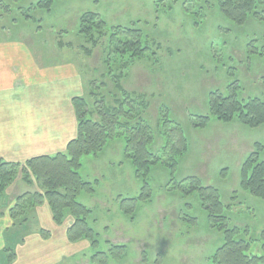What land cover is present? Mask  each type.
<instances>
[{
    "label": "rangeland",
    "instance_id": "1",
    "mask_svg": "<svg viewBox=\"0 0 264 264\" xmlns=\"http://www.w3.org/2000/svg\"><path fill=\"white\" fill-rule=\"evenodd\" d=\"M38 1L0 0L4 4L0 5V38L19 39L30 48L33 59L48 65L76 68L80 85L75 95L88 102H93V88L113 105L119 97L116 78L121 75L126 92L147 98L146 120L155 139L152 151L164 166L154 167L148 177L151 199L133 204L129 200L140 196L142 181L125 157L121 140L111 142L99 157L84 159L82 176L95 191L79 200L93 211L90 224L99 238L97 248L87 240L56 243L57 233L50 224L40 228L36 212L29 230L14 226L9 212L16 199L37 192L19 175L5 195L0 194V264L6 248L16 251L14 264H206L220 246L221 236L208 228L195 199L182 198L190 177L218 188L229 205L230 228H246L249 238H256L264 227V200L241 190L240 183L247 156L256 143L264 142V126L250 128L238 121L212 119L200 128L197 116H210L206 103L211 91L228 95L229 86L237 82L243 99L264 97V5L257 18L242 26L224 18L215 0H61L51 12L31 9L34 18L27 20L26 11ZM8 5L13 12L7 11ZM86 12L100 15L108 27H141L149 37L145 44L149 50L137 60L109 56V32L95 33L92 41L78 35ZM60 41L72 47L61 48ZM162 108L169 112L171 141L179 139L174 123L183 127L188 141L176 180L165 164L172 163L173 154L170 149L169 155L164 154V131L157 127ZM73 223L68 215L65 227ZM40 230L51 236L44 239ZM26 236L28 244L23 247ZM39 236L43 243L50 242H33ZM117 246L126 247L124 253L111 251ZM100 252L104 258L93 262Z\"/></svg>",
    "mask_w": 264,
    "mask_h": 264
},
{
    "label": "trees",
    "instance_id": "2",
    "mask_svg": "<svg viewBox=\"0 0 264 264\" xmlns=\"http://www.w3.org/2000/svg\"><path fill=\"white\" fill-rule=\"evenodd\" d=\"M26 1L29 0H6L7 3L13 4H24ZM59 1L61 0H39L32 4L26 11L27 20L34 18L29 14L31 9L51 12ZM0 5L4 6L3 2H0ZM215 5L224 18L242 26L250 18L259 16L264 0H215ZM7 11L13 12L9 5ZM104 30L109 32V56L117 54L123 58L129 56L130 60H137L142 59L149 50V47L145 46L149 37H146L141 27H108L98 14L86 12L82 15L78 35L92 41L95 33ZM59 47H72V44L60 41ZM121 80V75L116 78L115 87L119 97L114 98L113 105H109L106 97L93 88L90 94L93 102L81 97L73 98L78 119V134L69 143L66 152L55 156L36 157L25 164L0 160L1 195H5L19 175L23 176L28 186L37 190L16 199L9 212L14 226L20 225L25 231L29 230L31 215L39 206L48 203L56 225L62 226L68 215L73 217L74 223L67 230L70 243L87 240L92 248H97L99 238L90 224L93 211L80 201L84 193H93L95 190L81 172L84 159L99 157L115 140L124 143V155L131 161L136 176L142 181L140 196L129 201L137 204L151 199L152 189L148 177L154 167L164 166V163L162 158L152 151L155 143L154 133L145 114L149 103L143 95L126 92L120 84ZM228 93H209L206 107L210 116H197L200 128H206L212 119L225 123L238 121L250 128L264 126V97L243 99L238 82L229 86ZM167 116L169 117L168 110L162 108L157 127L158 130L164 131L161 133L165 141L164 154L169 155L168 149L173 154L172 163L165 164L170 168L171 179L176 180L179 161L188 152V141L183 127L176 123L173 127L176 133H179V139L177 143L171 141L168 134V124H171V121ZM186 182L189 186L187 189L182 188V198L195 199L201 214L208 221V228L216 230L221 236L220 246L208 258L206 264H264V227L256 238H249V230L246 228H230L227 214L229 205L223 202L221 191L214 186L205 185L197 177H190ZM240 187L252 196L264 200V142L256 143L254 151L247 156L242 168ZM40 231L44 239L51 236L50 232ZM125 250L126 247L117 246L111 251L121 255ZM97 257L103 259L104 255L97 253L92 261ZM16 259L17 253L12 248H6L1 255L2 264H14Z\"/></svg>",
    "mask_w": 264,
    "mask_h": 264
},
{
    "label": "crops",
    "instance_id": "3",
    "mask_svg": "<svg viewBox=\"0 0 264 264\" xmlns=\"http://www.w3.org/2000/svg\"><path fill=\"white\" fill-rule=\"evenodd\" d=\"M78 85L76 68L48 65L33 59L30 48L19 39L0 38V160L25 164L36 157L66 152L78 134L73 106ZM36 214L40 228L50 224L57 233L56 243L71 244L67 238L69 226L56 225L48 203ZM27 238L23 247L28 244ZM33 242L50 241L43 243L39 236Z\"/></svg>",
    "mask_w": 264,
    "mask_h": 264
}]
</instances>
